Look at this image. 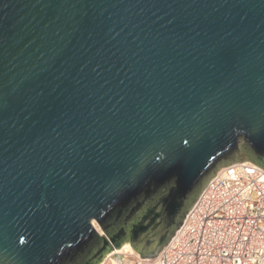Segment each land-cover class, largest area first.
I'll list each match as a JSON object with an SVG mask.
<instances>
[{
  "label": "water",
  "instance_id": "obj_1",
  "mask_svg": "<svg viewBox=\"0 0 264 264\" xmlns=\"http://www.w3.org/2000/svg\"><path fill=\"white\" fill-rule=\"evenodd\" d=\"M243 161L264 169V0H0V264L155 257Z\"/></svg>",
  "mask_w": 264,
  "mask_h": 264
},
{
  "label": "built area",
  "instance_id": "obj_2",
  "mask_svg": "<svg viewBox=\"0 0 264 264\" xmlns=\"http://www.w3.org/2000/svg\"><path fill=\"white\" fill-rule=\"evenodd\" d=\"M98 264H264V169H218L155 257L113 249Z\"/></svg>",
  "mask_w": 264,
  "mask_h": 264
},
{
  "label": "bare ground",
  "instance_id": "obj_3",
  "mask_svg": "<svg viewBox=\"0 0 264 264\" xmlns=\"http://www.w3.org/2000/svg\"><path fill=\"white\" fill-rule=\"evenodd\" d=\"M217 171H218V170H217ZM93 225H94V227L97 229V231L100 232V230H99L97 224H96L94 221H93ZM100 233H101V232H100ZM115 252H116V253H119V252H126V253L133 254V255L135 254L134 250L130 247L129 244L122 245L120 248L115 249Z\"/></svg>",
  "mask_w": 264,
  "mask_h": 264
},
{
  "label": "rangeland",
  "instance_id": "obj_4",
  "mask_svg": "<svg viewBox=\"0 0 264 264\" xmlns=\"http://www.w3.org/2000/svg\"><path fill=\"white\" fill-rule=\"evenodd\" d=\"M220 168H222V167H220ZM220 168H219V169H220ZM120 247H121V246H120ZM120 247H119V248H120Z\"/></svg>",
  "mask_w": 264,
  "mask_h": 264
}]
</instances>
